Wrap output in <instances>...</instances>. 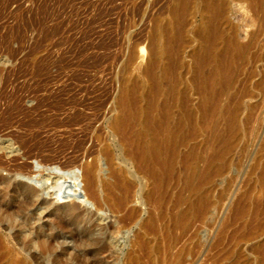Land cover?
Listing matches in <instances>:
<instances>
[{
    "label": "bare ground",
    "instance_id": "6f19581e",
    "mask_svg": "<svg viewBox=\"0 0 264 264\" xmlns=\"http://www.w3.org/2000/svg\"><path fill=\"white\" fill-rule=\"evenodd\" d=\"M159 1L151 3L156 7ZM231 1L165 0L163 9L150 18L147 46H135L129 52V58L137 51L147 53L143 73L148 85L124 80L112 106L110 125L124 147L119 159L124 166L115 164L113 149L105 146L101 159L82 166L80 174L66 171L65 181L27 173L26 183L0 172V264H68L61 253L66 243L59 230L79 235L74 244L78 251L71 261L82 262L86 256L80 253L105 247L111 238L104 232L107 227H101L103 216L98 215L105 206L115 214L125 212L114 223L138 226L135 247L155 252L162 232L167 249L174 253L180 236H175L176 230L185 233L195 221L207 222L209 209L226 201L221 198L241 173L243 179L230 206L232 225L227 227L231 218L227 226L222 223L225 229L232 226V231L226 232L228 237L218 236L219 244L226 240L232 247L226 252L222 247L226 254L220 255L218 263L227 264L233 256L240 258L239 264L250 262L244 245L264 235V0ZM1 160L0 170H6ZM128 163L134 171L127 169ZM81 185L84 196L92 199L97 212L93 215L75 204L60 205L83 197ZM218 186L219 194L213 197L212 190ZM43 194L59 203L53 207L57 211L65 207L66 223L58 224L57 232L50 224L47 236L30 228L25 232L51 206L40 199ZM135 200L146 207L142 219L140 208L126 210ZM90 217L96 219L94 229L101 227L99 234L89 230ZM187 244L175 252L173 263L182 260ZM251 249L256 258L250 264H264V238ZM128 259L127 264H143L138 256Z\"/></svg>",
    "mask_w": 264,
    "mask_h": 264
},
{
    "label": "rangeland",
    "instance_id": "374dc122",
    "mask_svg": "<svg viewBox=\"0 0 264 264\" xmlns=\"http://www.w3.org/2000/svg\"><path fill=\"white\" fill-rule=\"evenodd\" d=\"M159 2L156 10L151 0H0V160L6 168L0 170L5 172L2 176L15 177L17 181L26 183L28 175H52L65 181L66 171L80 174L82 166H90L98 157L101 159L105 146L113 149L115 164L124 166L119 160L124 147L118 142L120 136L110 125L112 106L124 80L137 79L143 86L148 85L143 73L147 53L137 51L134 57L129 58V52L135 46H147L145 39L151 25L149 20L165 5V0ZM175 109V114L180 113ZM101 163L103 165V159ZM127 169L134 171L130 163ZM238 176L235 187L227 190L230 194L225 193L224 199L221 198L226 201L221 203L220 200L221 206L218 202L217 208L209 209L212 215H208L207 222L206 219L195 221L194 228L190 227L193 232L190 228L185 233L174 232L176 237L180 235L177 246H173L178 253L187 243L190 244L188 236L193 239L182 260L176 264H219L220 255L224 256V252L232 247L226 240L224 242L227 243L219 244L221 239L218 236L221 238L224 234L228 237L232 231V226L227 230L222 225L227 226L230 218L231 223L227 227L232 225L230 206L238 194L243 174ZM217 189L221 188L218 186L212 190L213 197L219 194ZM81 191L82 185L79 194L83 197L60 205L75 204L81 211L97 213L92 199ZM263 194L257 197L262 198ZM40 199L51 206L42 211L40 222L25 228V232L30 228L36 234L47 236L52 229L55 232L60 229L58 224L66 223L65 212L62 211L65 207L61 206L58 211L54 209L59 203H55L48 194H43ZM132 206L140 208L141 219L146 216V207L135 200L126 210ZM109 210L105 206L102 212H98L104 219L101 227H107L104 232L111 236L109 243L106 241L105 247L100 245L87 255L80 253L86 257L79 264H127L131 255L138 256L143 264H175L172 260L178 253L167 249L162 232L158 236L156 251L148 254L146 249L144 252L133 243L138 226L133 225L130 229L120 226L116 222L125 212L115 214ZM90 219L86 221L87 225L90 224L89 230L92 228L95 234H99L101 227L94 229L96 219ZM49 225L53 227L51 230ZM158 229L160 232V223ZM58 232L63 234L61 240L66 243L62 255L68 264H76L71 257L73 259L78 251L74 244L79 235L75 231L73 235L64 230ZM181 236H185L182 238L188 242L179 239ZM263 238L264 235L244 245L250 262L256 258L251 247ZM235 258L240 259L233 256L226 263L234 264ZM239 263L242 262L238 260L235 264Z\"/></svg>",
    "mask_w": 264,
    "mask_h": 264
}]
</instances>
